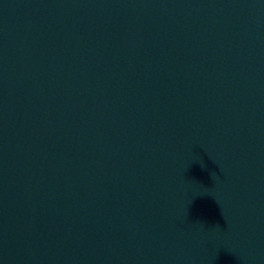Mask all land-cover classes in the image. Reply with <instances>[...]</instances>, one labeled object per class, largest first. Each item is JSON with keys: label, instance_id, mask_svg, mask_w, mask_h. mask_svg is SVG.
I'll return each mask as SVG.
<instances>
[{"label": "water", "instance_id": "obj_1", "mask_svg": "<svg viewBox=\"0 0 264 264\" xmlns=\"http://www.w3.org/2000/svg\"><path fill=\"white\" fill-rule=\"evenodd\" d=\"M0 264H264V0H0Z\"/></svg>", "mask_w": 264, "mask_h": 264}]
</instances>
